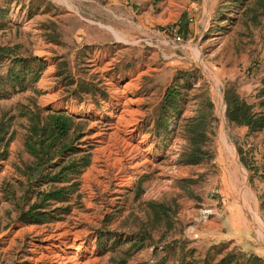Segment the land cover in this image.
<instances>
[{"label":"rangeland","instance_id":"rangeland-1","mask_svg":"<svg viewBox=\"0 0 264 264\" xmlns=\"http://www.w3.org/2000/svg\"><path fill=\"white\" fill-rule=\"evenodd\" d=\"M236 2L0 0V44L19 45L14 54L47 64L37 96L31 86L15 94L8 86L11 93L0 99V120L15 116L10 154L0 162V264H215L229 252L264 259V183L251 168L262 162L264 130L248 135L226 114L229 89L264 110V0ZM11 65L3 60L0 72ZM182 71L192 75L184 114L171 121L173 133L158 138L147 130ZM81 81L105 88L108 98L81 103ZM206 98L216 118L208 145L214 156L179 164L185 119L197 116ZM28 104L89 119L83 140L92 162L80 193L69 213L43 224L18 220L17 168L31 160L24 146L29 121L19 108ZM246 181L260 221L244 202ZM7 182L18 194L10 200ZM155 203L165 205L161 218ZM101 231L109 238L99 239ZM145 231L150 236L141 244ZM108 232L118 235L116 245Z\"/></svg>","mask_w":264,"mask_h":264},{"label":"trees","instance_id":"trees-1","mask_svg":"<svg viewBox=\"0 0 264 264\" xmlns=\"http://www.w3.org/2000/svg\"><path fill=\"white\" fill-rule=\"evenodd\" d=\"M236 3L241 5L243 0H237ZM2 16L4 13L0 11V17ZM17 48L19 45L9 47L0 44V64L5 59L12 62L7 74L0 72V99L11 93L7 89L8 86L12 87L13 94L29 86L34 95L40 93L36 84L47 67L46 62L37 56L14 54ZM191 76L190 71H182L176 76L174 83L165 92L154 124L147 125L150 126L148 133L159 138L162 134L168 135L175 131L171 128V121L174 118H182L184 114L188 98L183 89L191 85ZM180 81H183L182 84ZM75 92L84 98L80 100L81 103L91 102L100 105L102 100L108 98L105 88H97V85L88 81H81ZM30 99L34 102L36 100L34 97ZM226 100L228 104L226 114L231 124L246 127L248 135L264 130L263 109H255L253 104L243 99L234 89L226 91ZM212 109L211 100L206 98L201 109L197 110V116L185 119L187 146L179 158V164L198 165L214 156L208 147L209 130L216 121ZM23 117L29 121L24 146L31 160L23 164V167L17 168V174L21 177L19 176L16 181L22 191L19 197L21 204L17 205L20 211L18 220L25 224H43L59 219L61 214L69 213L73 194L80 193L81 176L92 162V147L88 148L83 140L90 131L89 119L71 114L67 110L44 109L37 104H33V107L29 104L21 105L19 118ZM12 118L15 116L0 120V162L7 159L10 154V144L15 135ZM262 154L260 165H252L251 168L255 175L253 178L258 177L264 183V152ZM10 187L8 182L4 184L3 193L6 200L18 195L17 191L12 192ZM262 197L264 198V193ZM61 204L66 206L61 207ZM262 205L264 209V200ZM154 208L156 215L161 218L165 212V205L155 203ZM108 233L112 236V245H116L117 241L115 242L113 238L118 235ZM149 234V231H145V235L140 238L141 244L150 236ZM98 238L104 240L109 237L101 231ZM141 244L136 246L140 247ZM181 264H197V261L183 259ZM202 264H210L208 258H204ZM215 264H264V259L258 255L229 252Z\"/></svg>","mask_w":264,"mask_h":264},{"label":"bare ground","instance_id":"bare-ground-1","mask_svg":"<svg viewBox=\"0 0 264 264\" xmlns=\"http://www.w3.org/2000/svg\"><path fill=\"white\" fill-rule=\"evenodd\" d=\"M199 53V52H198ZM201 59V58H200ZM65 110V109H64ZM222 139H223V142L225 143V146L228 148L227 150H229L230 151V153L234 156V157H236V159H237V161H238V158H237V152H236V150H235V147H234V145H233V143H231L230 142V140H229V138H228V136H227V133H226V131H225V129H223V134H222ZM232 145H231V144ZM242 170H243V172L245 173V170L242 168ZM246 177V176H245ZM246 180H247V177H246ZM242 190H243V194H244V202H245V204H246V207L250 210V211H252L253 213H254V216H255V218L257 219V220H259L260 221V218H259V216H258V214H257V212L256 211H254V209H253V206H252V203L250 202V200H249V196H248V190H247V181L245 182V184L242 186ZM243 196V195H242ZM261 229V231H262V233L264 234V230L262 229V228H260ZM68 249V248H67ZM65 250V249H64ZM64 253V252H63ZM66 258V257H65ZM65 262V261H64ZM66 264V263H65Z\"/></svg>","mask_w":264,"mask_h":264},{"label":"built area","instance_id":"built-area-1","mask_svg":"<svg viewBox=\"0 0 264 264\" xmlns=\"http://www.w3.org/2000/svg\"><path fill=\"white\" fill-rule=\"evenodd\" d=\"M195 237H198V234H196Z\"/></svg>","mask_w":264,"mask_h":264}]
</instances>
